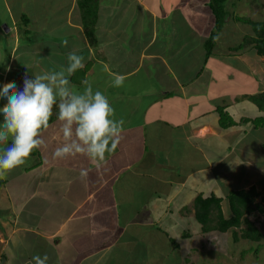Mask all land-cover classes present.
<instances>
[{
	"label": "crops",
	"instance_id": "1",
	"mask_svg": "<svg viewBox=\"0 0 264 264\" xmlns=\"http://www.w3.org/2000/svg\"><path fill=\"white\" fill-rule=\"evenodd\" d=\"M208 1L98 0L91 45L78 0H0V90L10 82L22 90L26 74L66 67L75 51L85 67L72 83L91 81L125 120L120 145L97 169L82 155L52 158L63 143L52 116L48 148L0 179V264H35L36 255L47 264L190 262L196 243L179 232L196 228L194 200L222 202L230 154H243L246 140L264 149V126L255 125L264 112L249 98L264 92V58L253 41L241 53L230 44L246 23L229 3L207 54Z\"/></svg>",
	"mask_w": 264,
	"mask_h": 264
},
{
	"label": "clouds",
	"instance_id": "2",
	"mask_svg": "<svg viewBox=\"0 0 264 264\" xmlns=\"http://www.w3.org/2000/svg\"><path fill=\"white\" fill-rule=\"evenodd\" d=\"M67 61L59 70L37 73L33 78L26 74L22 90L15 82L4 84L0 90V98L6 101L0 107V179L23 166L34 151L48 148L44 136L53 126L54 114L61 122L63 137V143L52 152L54 160L82 155L99 169L120 145L125 120L116 118L109 98L94 90L91 81L83 80L82 88L72 83L70 77L85 67L84 57L73 51ZM123 83V76H114L113 87L120 88ZM79 176L87 180L89 170L81 168ZM47 260V255L33 257L35 264H47Z\"/></svg>",
	"mask_w": 264,
	"mask_h": 264
},
{
	"label": "rangeland",
	"instance_id": "3",
	"mask_svg": "<svg viewBox=\"0 0 264 264\" xmlns=\"http://www.w3.org/2000/svg\"><path fill=\"white\" fill-rule=\"evenodd\" d=\"M175 1L176 0H167L166 3L171 4ZM211 1L212 0L208 2ZM228 3L229 5H234L233 12H235V16L242 17L244 20L255 21L258 24V27L264 28V0H226L225 4L228 5ZM183 6L187 7L188 5L186 6V3L183 1ZM246 24L237 25L235 29L236 33L234 32L232 37L227 38L230 40V44L233 43L232 47L237 53L247 51V49L251 47L252 41L256 38L254 33L256 30H254L250 24ZM18 28H21V26ZM230 29L231 28H229V30ZM249 31H253V33H250ZM1 39H3L2 36ZM23 44L24 43H22V45ZM257 123L261 124L260 121ZM257 126L260 127V125ZM249 140L251 141L252 137H250ZM242 148H244L243 154L242 151L230 154V171L227 174L226 179L223 181L224 185L221 191L224 192L226 190V193L222 194L224 198L221 202V209L226 218L231 216L227 201V195L230 192L245 190L248 183H253L252 187L257 191H264L263 145L246 140L241 144L240 149ZM259 153L260 156L257 157V154ZM241 158H244L243 161ZM256 202H259V199H257ZM249 218L257 228L262 230V241L251 242L240 238L235 241L233 239L234 230H229L225 233L216 231L204 233L201 225L195 219L193 225H195L196 228L195 230H193V228V231L191 230L192 232L190 233V236H185L184 233L179 232L180 239L187 237L190 241L196 243V249L190 255L191 258L189 259L190 262H188V264H264V219L258 213L250 215ZM174 232L176 233V231ZM174 232L173 234L175 235ZM235 232L237 235H240V229H236ZM191 236L192 238H190ZM179 238L174 236L171 243L180 244L178 240ZM178 248L179 247H177V250ZM181 250L185 251L182 248ZM172 259L176 260L178 258L177 256L172 255ZM180 262L181 260L177 263L181 264Z\"/></svg>",
	"mask_w": 264,
	"mask_h": 264
},
{
	"label": "trees",
	"instance_id": "4",
	"mask_svg": "<svg viewBox=\"0 0 264 264\" xmlns=\"http://www.w3.org/2000/svg\"><path fill=\"white\" fill-rule=\"evenodd\" d=\"M225 1L212 0L209 4L214 16V26L206 42L207 54L214 47L217 34L223 26L226 16ZM78 6L82 15L84 34L92 45L95 42L94 26L97 17L98 0H78ZM239 21L250 24L256 30L254 32L256 38L253 40L254 48L257 54L264 58V28L258 27L256 22L244 20V18H239ZM249 98L261 112H264V92ZM259 121L261 124L256 122L255 125L264 126V116ZM257 199H259V202H256ZM227 201L231 213L228 218L224 217L220 199L214 196L205 199L200 196L196 197L193 203L194 217L201 225L202 231L204 233L210 231L225 233L229 230H234L233 239L235 241L239 238L251 242L262 241V230L255 226L249 216L258 213L264 219V191H257L254 187L248 190L233 191L228 194ZM236 229H240V235L236 234Z\"/></svg>",
	"mask_w": 264,
	"mask_h": 264
}]
</instances>
